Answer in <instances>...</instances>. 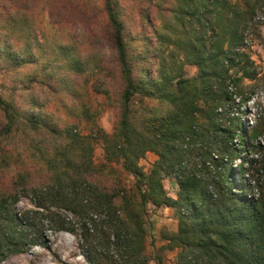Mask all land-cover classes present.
<instances>
[{"label":"trees","instance_id":"16d2710c","mask_svg":"<svg viewBox=\"0 0 264 264\" xmlns=\"http://www.w3.org/2000/svg\"><path fill=\"white\" fill-rule=\"evenodd\" d=\"M30 1L18 0L20 7L12 12L6 0H0L1 21L18 18L16 24L22 27L26 17L20 11ZM222 1L185 0V6H179L183 24H191L193 19L199 23L201 42L185 47L190 55H195L196 60L191 63L197 67L198 75L175 80L165 76L155 80L150 76L141 58L153 41L141 38L142 51L134 54L120 18L124 3L132 13V8H137L134 15L140 17L141 23L151 28L153 25L155 44L163 43L167 35L157 34L153 24V13L163 8L162 0H101L99 8L93 0H81V5H72L71 10L66 0L53 2V23L66 21L74 25L81 19L89 30L91 20L99 13L103 15L105 36L92 33L88 42L99 50L96 59L102 63L94 89L104 94L111 88L116 90L118 126L125 141L122 166L136 179L140 197L132 201L124 194L110 166L93 164L92 144L87 135L70 124L58 126L55 123L59 118L52 123L36 111L41 107L36 100L40 95L52 99L61 110H69L76 101L72 89L75 83L70 87V80L50 74L44 79H30L21 88L12 86L9 99L0 95V262L43 244L46 231L75 230L68 227V219L50 210L53 207L68 210L78 218L79 246L87 264H144V218L149 201L155 207H181L176 232L169 238L170 249H179L177 264H264V144L257 140L263 126L258 122L245 133L240 120L229 116L230 110H238L248 101L241 83L254 78L256 72L253 60L241 50L243 27L239 23L228 18L226 26L219 28L223 39L225 33H229V39L224 46L222 39L214 41L221 35L216 25L222 19L220 11L214 10L222 9ZM144 2L149 7L147 11ZM166 10L175 14L172 6ZM253 11L246 15H253ZM53 15L62 17L57 21ZM212 15L216 19L214 25ZM67 36L73 39L70 33ZM25 39L20 52L11 40H4L0 49V63L15 74L25 72L36 62L31 46L39 43L37 31L32 34L31 29H26ZM75 48L65 50L63 62L79 64L80 55L74 52ZM232 68L235 71L229 74ZM69 71H64L68 77ZM17 90H22L21 98L30 92L25 106L15 102ZM146 100L155 104H147ZM132 130L148 132L147 142L138 145L136 157L148 149L158 156L146 174L129 160L126 151L132 144ZM97 131L103 132L99 126ZM235 136L241 145L237 150L232 147ZM197 143L207 144L209 150L215 146L218 155L228 156L218 165L214 160L212 166H203L210 172L208 180L183 167L184 149ZM164 173L176 174L175 200L165 194L161 184ZM252 188L257 196L251 194ZM25 195L31 197L35 207L46 212L17 211L16 204ZM41 213L44 215L39 217Z\"/></svg>","mask_w":264,"mask_h":264},{"label":"rangeland","instance_id":"374dc122","mask_svg":"<svg viewBox=\"0 0 264 264\" xmlns=\"http://www.w3.org/2000/svg\"><path fill=\"white\" fill-rule=\"evenodd\" d=\"M15 1L14 5L13 2L9 3L6 0V4L12 12L14 10L15 12L17 11V6L20 7V2L18 0ZM55 1L61 2L62 0H31L30 3L27 2L26 6L28 7L20 11L26 17L24 19L26 23L22 27L16 24L18 18L16 20L12 19L9 22L7 20L1 21L3 17L0 18V49L4 45V40H11L12 45L20 52L25 46L26 29H31L32 34L33 30H36L39 41V43H33L31 46L36 62L28 66L25 72L20 71L15 74L16 72L5 69L4 64L0 63V95L4 99H9L12 86L15 89L21 88V85L28 83L30 79H44V77L50 74H59V76L70 80V83H68L70 87L75 83L72 89L76 92V101L69 110H61L55 102L51 101L52 99H46L45 95L39 94L40 96L36 100L40 102L41 107L36 108V111L47 117V120H52V123L56 122L55 118H59V122L55 123L58 126L63 127L70 124L76 127L83 135H87L92 144L93 164L96 166L103 164L110 166L114 170L116 178L120 181L124 194H127L132 201L138 200L140 190L137 187L136 179L122 166V150L125 141L121 137L123 132L120 131L118 126L119 109L116 106V90L111 88L108 94H104L94 89V81L99 75L102 63L96 59L99 50L93 48L92 45H88V42L92 40L95 33L98 34L97 37L102 38L105 36L106 29L102 25L103 15L99 13L93 21L91 20L89 30L84 28L85 24L82 23L83 20L81 19L76 20L74 25L66 21L53 23L50 11ZM66 1L71 4L69 6L70 10L73 8L72 5H81V0ZM162 1L163 8L153 13L156 17V20L153 19V24L155 23L157 34L167 35V40L160 44H155L157 35L154 33L153 25L151 28L148 24L141 23L140 17L134 15L137 12V8H132V13L127 3H124L125 6L122 9L123 13L120 18L125 24L130 48L137 55L143 48L141 38H150L153 41V45L147 46L146 55L144 54V57L141 59L142 64L148 68L150 76L155 80L163 78V76L171 77L173 78L172 80H175L177 77L194 78L198 75V69L191 63V60L195 61L196 58L194 53L190 55L185 47L198 45L201 42L200 33L198 32V28H200L199 23L195 19L192 20L191 24L182 23L181 18L183 15L179 14V6H185V0ZM93 2L97 4L98 8L102 4L101 0H93ZM194 2L196 3V0ZM263 2L264 0H224L220 2L222 9L215 8L214 10H219L220 17H222L221 21H217L218 24L216 25L221 35L215 38L214 41L222 39L224 46L226 40L229 39V33H225L223 39L221 28H219L222 25L226 26L228 18L232 19L233 22L239 23L240 27H243L241 50L253 60L256 72L254 78H246L241 83L243 92H247L249 96L248 101L238 110H230L229 116L240 120L245 133H249L251 128L256 126L258 122L262 123L263 127L260 129L261 133L257 138L262 144H264ZM142 4L145 6L144 11L149 10L147 3L145 4L144 2ZM169 6L175 9L176 16L175 14L170 15L166 10ZM253 9V15H246L248 12L252 13ZM236 11L239 15H236ZM53 16L57 21L62 17ZM133 16L134 19H132ZM212 16L211 24L214 25L216 24V19L214 15ZM19 20H23V18H19ZM217 29L216 31L219 32ZM209 32L211 31L209 30ZM209 32H207V35ZM69 33L73 36V39L67 36ZM72 47H76L74 52L80 55L79 64L74 66L71 63H67L66 60L63 62L64 58H66L65 50ZM107 54H111V51H107ZM68 70L72 71V73L70 71L68 73L70 77L64 73V71ZM234 71L235 68H232L229 70V74H233ZM20 93H22V90L16 91L14 100L22 107L26 105L25 103L29 98L28 93L30 92L24 98L19 96ZM146 102L147 104H155L154 102L150 103L149 100H146ZM199 120L200 122L203 121L202 119ZM98 126L102 128L103 132L97 131ZM132 132L133 135H130L132 144L130 147H127L126 151L130 155L129 160L135 162L136 166L141 168L144 174H146L151 165L158 160V156L154 151L148 149L142 155L138 154V157H136L138 145L147 142L148 132L146 130H143V132L132 130ZM232 145L236 150L240 149L241 145L237 136L233 138ZM216 148L215 146H211L209 150L207 144L201 146L200 143L189 149H184L183 146V149L186 150L183 155L184 169L186 171L194 170L200 177L207 178V180L210 179V172L208 169L203 168V166H212L211 164H213L214 160L218 161V165L219 162L225 161L228 157L223 154L218 155ZM216 156H218L217 159ZM237 162L238 160H236ZM233 176L237 178L235 173ZM176 181V174L174 173L170 175L164 173L161 175V184L165 194L174 200L177 198L178 192ZM238 181L236 179V182ZM144 184L145 181H142L143 187ZM251 194L257 196L255 188L251 189ZM26 209L36 210L38 208L33 204L31 197L25 195L20 197L19 202L16 204V210L22 212ZM145 209L144 227L147 235L144 253L147 256V261L144 264H177L179 249H170L171 243L169 238L176 232L177 218L181 207L167 206L165 204L155 207L147 201ZM38 210L46 212L43 209ZM50 210L52 212H59L61 217L68 219L71 222L70 225L68 224V227H73L75 230L46 231L45 242L43 244L33 247L27 253L11 255L1 261L0 264H87L79 246L76 225L78 218L68 210H56L53 207ZM44 213H41L39 217L44 215Z\"/></svg>","mask_w":264,"mask_h":264}]
</instances>
